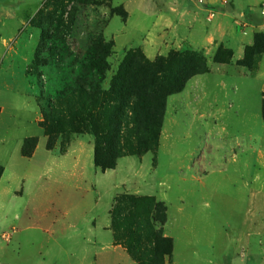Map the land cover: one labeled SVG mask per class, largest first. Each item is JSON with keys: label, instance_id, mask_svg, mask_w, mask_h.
Here are the masks:
<instances>
[{"label": "rangeland", "instance_id": "rangeland-1", "mask_svg": "<svg viewBox=\"0 0 264 264\" xmlns=\"http://www.w3.org/2000/svg\"><path fill=\"white\" fill-rule=\"evenodd\" d=\"M99 36L105 89L130 56L169 62L160 128L126 118L110 149L75 104ZM188 59L205 71L187 79ZM263 101L264 0H0V197L23 193L21 264H264Z\"/></svg>", "mask_w": 264, "mask_h": 264}, {"label": "trees", "instance_id": "trees-1", "mask_svg": "<svg viewBox=\"0 0 264 264\" xmlns=\"http://www.w3.org/2000/svg\"><path fill=\"white\" fill-rule=\"evenodd\" d=\"M111 14L114 15L117 12L113 10ZM113 47L112 41H106L101 36L90 45L87 52L90 56L88 74L87 77H83V74L80 75L84 78L86 85L81 86L78 84L77 91L79 93H77L79 97L76 99L78 103H81L83 100L80 93L82 91L88 93L87 104L82 106L83 103H75L78 108L80 107L81 115L86 112L88 116L85 118L96 134L105 131L103 135L107 139L108 144L105 146L108 149L111 146L119 145L126 128V118L131 119L136 134L142 131L154 135L156 129L160 128L164 107L163 98H161L160 91L155 92L154 89L157 84L156 75L161 73L164 68L166 69L168 67L167 63H169L166 62L164 65V62L160 60L148 63L144 58L130 56L121 63L117 73L111 76L108 87L105 89L104 83L107 81V74L111 69L108 59L113 55ZM173 61H175L174 58ZM216 62L222 63L217 60ZM184 66L182 74L186 75L187 79L205 71V64L199 67L197 62L195 60L191 61V59L185 60ZM110 97H113L112 100ZM87 107L88 109H85ZM47 114H43L45 118L42 124L45 123L46 117L52 118L49 115L50 113ZM262 118L264 120V101L262 103ZM37 144V138L25 139L22 154L27 158L32 157ZM47 148L48 150L51 149L50 144H47ZM96 165L101 167L98 160ZM113 167L114 163H111V165H105L101 168L106 170ZM3 172L4 169L0 167V178Z\"/></svg>", "mask_w": 264, "mask_h": 264}, {"label": "crops", "instance_id": "crops-1", "mask_svg": "<svg viewBox=\"0 0 264 264\" xmlns=\"http://www.w3.org/2000/svg\"><path fill=\"white\" fill-rule=\"evenodd\" d=\"M231 44H232V48H235V45H233V41H231ZM237 53H239L238 59L241 58V56L243 55V52L236 45L235 54H237ZM259 65H260V62L258 63L256 69H258ZM221 66H224V65H221ZM255 71H257V70H255ZM197 78H199V77H197ZM194 80H196V78ZM224 84L225 83H223V85ZM1 108H2V106H1ZM2 111H3V109H2ZM2 111H1V113H2ZM24 140H25V138H24ZM33 156H34V154H33ZM5 173H6V168H4V172H3V175H2L1 180H0V186L2 184L3 177H4ZM22 194H23L22 190L21 191L14 190L13 188H10L7 186L6 195L4 197H2V196L0 197V200H1V202H0V207H1V220H0V224H1L0 226L1 227H0V229L2 228L4 231L2 234V238L5 242L4 245H2L0 243V264H21V262L24 260L22 254H21V251L23 249V245H21L20 242L18 243V245H11L14 237L21 230L23 231L26 229L27 230L32 229V228L19 229L20 224H21V219H22L21 218L22 217L21 216L22 209L20 207H18V204H19L18 201L20 199H22V196H23ZM106 218L107 219L102 223L101 226L95 225L96 220H94V222H92V224L94 225L95 228H98V231H100V233L105 232L109 236H107L105 234L99 235V238H95V240H93L92 238H88L87 240H84L85 245L95 243V242H97L96 240H100V242H103L105 240V236H107V241H112V243L114 245L113 231L109 227L110 223H109L108 217H106ZM5 229H6V231H5ZM73 229L76 230L75 227H73ZM92 229H93V227H92ZM63 230H65V229H63ZM72 238L73 237H71V238L69 237L68 240L72 239ZM75 238H77V236ZM54 242L56 243L55 240H54ZM34 264H36V262ZM37 264H39V262H37Z\"/></svg>", "mask_w": 264, "mask_h": 264}]
</instances>
